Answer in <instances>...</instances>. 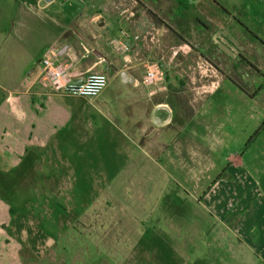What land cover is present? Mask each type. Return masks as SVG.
<instances>
[{
    "label": "crops",
    "instance_id": "obj_1",
    "mask_svg": "<svg viewBox=\"0 0 264 264\" xmlns=\"http://www.w3.org/2000/svg\"><path fill=\"white\" fill-rule=\"evenodd\" d=\"M197 1L0 0V189L22 187L17 175L25 170L29 190L23 208L0 190V264H19L20 239L37 255L51 250L68 214L80 218L100 203L107 209L116 199L110 173L129 172L143 151L160 147L156 135L174 114L183 125L188 109L204 102L191 94L196 55L201 74L208 55H244V42H252L220 5L238 14L247 0H207L218 20L206 0ZM249 12L254 27L264 28V0H251ZM121 31L130 35L126 55L110 45ZM216 34L221 49L211 52ZM52 53L70 65L75 82L102 73L107 87L97 98L48 92L42 61ZM149 68L158 74L152 84ZM207 78L199 75L202 88ZM256 212L237 221H251L243 228L254 249L264 241V211Z\"/></svg>",
    "mask_w": 264,
    "mask_h": 264
},
{
    "label": "rangeland",
    "instance_id": "obj_2",
    "mask_svg": "<svg viewBox=\"0 0 264 264\" xmlns=\"http://www.w3.org/2000/svg\"><path fill=\"white\" fill-rule=\"evenodd\" d=\"M245 5L233 13L246 26L243 40L253 43L244 42V55H208L205 74L194 58L191 94L204 102L188 109L183 125L174 114L156 135L160 147L143 151L129 172L110 173L116 199L107 209L100 203L80 218L68 214L60 221L67 229L43 255L20 239L19 264H264V241L254 249L243 228L251 221L237 225L264 211V28L245 13L251 0ZM215 39L211 52L221 49ZM199 75L208 77L204 88ZM17 176L22 187L0 190L23 208L26 171Z\"/></svg>",
    "mask_w": 264,
    "mask_h": 264
},
{
    "label": "built area",
    "instance_id": "obj_3",
    "mask_svg": "<svg viewBox=\"0 0 264 264\" xmlns=\"http://www.w3.org/2000/svg\"><path fill=\"white\" fill-rule=\"evenodd\" d=\"M130 35L126 31H121L120 35L111 39L110 45L117 54L126 55L131 52L128 42ZM42 83L53 94H63L72 97L97 98L105 90L109 83V78L102 73H88L81 83H76L70 72V65L58 60L56 54L52 53L44 57L42 61ZM96 78H103V86L96 94L89 93L87 90ZM158 79L156 69L149 68L146 74L147 83H154ZM80 89H84L80 93ZM79 93V94H77Z\"/></svg>",
    "mask_w": 264,
    "mask_h": 264
},
{
    "label": "flooded vegetation",
    "instance_id": "obj_4",
    "mask_svg": "<svg viewBox=\"0 0 264 264\" xmlns=\"http://www.w3.org/2000/svg\"><path fill=\"white\" fill-rule=\"evenodd\" d=\"M233 8H234V7H233ZM233 8L230 7V6L227 5V4H225V5L221 4V5H220V10H221V12H222L226 17H228L229 20H231V21H235V22L241 24L242 26H244V21L242 20V18H237V17L233 14V11H234ZM244 27H245V26H244Z\"/></svg>",
    "mask_w": 264,
    "mask_h": 264
},
{
    "label": "clouds",
    "instance_id": "obj_5",
    "mask_svg": "<svg viewBox=\"0 0 264 264\" xmlns=\"http://www.w3.org/2000/svg\"><path fill=\"white\" fill-rule=\"evenodd\" d=\"M102 86H103V78H96V80L90 85L87 91L89 93L96 94ZM84 91H85L84 89H80V93H83Z\"/></svg>",
    "mask_w": 264,
    "mask_h": 264
},
{
    "label": "water",
    "instance_id": "obj_6",
    "mask_svg": "<svg viewBox=\"0 0 264 264\" xmlns=\"http://www.w3.org/2000/svg\"><path fill=\"white\" fill-rule=\"evenodd\" d=\"M122 77H123V79H127L128 77H129V75H128V73H126V72H123L122 73ZM82 81H77L76 83H81Z\"/></svg>",
    "mask_w": 264,
    "mask_h": 264
},
{
    "label": "trees",
    "instance_id": "obj_7",
    "mask_svg": "<svg viewBox=\"0 0 264 264\" xmlns=\"http://www.w3.org/2000/svg\"><path fill=\"white\" fill-rule=\"evenodd\" d=\"M216 183H217V182H216ZM216 183H215V184H216Z\"/></svg>",
    "mask_w": 264,
    "mask_h": 264
}]
</instances>
